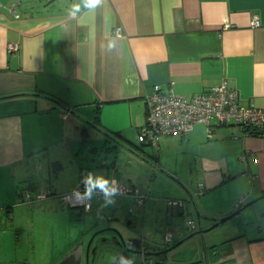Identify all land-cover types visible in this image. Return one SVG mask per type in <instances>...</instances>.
I'll use <instances>...</instances> for the list:
<instances>
[{
	"label": "crops",
	"instance_id": "crops-1",
	"mask_svg": "<svg viewBox=\"0 0 264 264\" xmlns=\"http://www.w3.org/2000/svg\"><path fill=\"white\" fill-rule=\"evenodd\" d=\"M14 1L0 0V223L3 214L7 218L27 202L35 210L69 205L63 196L82 185L64 191L52 175H60L64 161L76 160L83 148L90 154L98 150L77 133L81 122L94 120L115 136V147L133 145L146 153L141 147L148 145L157 161L177 150L188 156L190 170L196 167L200 182L187 194L199 227L187 216L195 227L184 223L186 228L174 231L177 245L161 264H264L263 131L245 134L222 125L209 137L198 123L187 136L163 135L158 148L138 141L147 120L146 98L155 86L190 97L226 82L243 105L264 109V0H105L77 20L67 17L72 0H32L28 10L24 0ZM255 16L259 25L253 28ZM117 31V48L109 52L107 41ZM10 44L17 49L9 50ZM104 165L107 176L140 191ZM180 200H168L167 207L185 216L191 208ZM173 201L179 202L174 209ZM108 241L115 245L109 249L121 248L116 236ZM2 242L0 235V264H10ZM97 242L89 264L97 259ZM71 245L51 253L49 264L77 249ZM162 245L131 240L126 250L159 252Z\"/></svg>",
	"mask_w": 264,
	"mask_h": 264
},
{
	"label": "rangeland",
	"instance_id": "rangeland-1",
	"mask_svg": "<svg viewBox=\"0 0 264 264\" xmlns=\"http://www.w3.org/2000/svg\"><path fill=\"white\" fill-rule=\"evenodd\" d=\"M18 1L21 0L14 2ZM30 1L32 0L22 1L27 5V10L30 8H28ZM37 8L36 5L34 9ZM80 125L81 128L77 131L81 135L80 139L82 140V134H86L84 137L89 138L88 145L97 144L98 150L90 154L89 149L85 147L82 149L83 152L76 154V160L70 157L72 158L70 161L67 157L63 168L57 170L61 174L52 175V183L59 184L61 190L69 191L71 187L80 183L78 179L81 173L96 171L106 175L107 169L103 170L100 166L107 162L108 165L104 166L109 168L111 176L117 172L119 180H131L143 192L146 196L145 207L135 203L134 198L129 196L117 197L116 204L109 208H101V201L94 200L92 211L89 213L82 211V215L80 209L66 205H60L58 209L41 205L40 209L35 210L34 202H27L25 206L21 204L10 212L9 217L6 218L4 214L1 216L3 256L12 261L10 264H49L51 253L56 254L65 250L68 243L75 244L71 245L73 250L82 246L83 241L85 250L91 238L93 245L98 241L100 246L93 264H111L112 259L120 253L119 249L107 247L110 245L115 247L108 241L111 236H116L118 243H122L119 238L121 236L127 244L131 240H144L154 245H162L165 243L166 232L174 233L176 229L186 228L184 218L187 216L192 217L198 225V210L193 204H187L191 211L189 213L185 210V216L171 214V209L167 207L168 200L188 198L189 190L200 182L196 167L190 170L188 156H183L181 152L175 150L173 153H163L164 156H160V160L157 161L148 155L157 156V151L153 147H141L146 153L135 149L133 145H129L127 149L115 147L117 146L115 136L105 131L97 121L81 122ZM97 137L99 143H96ZM113 162L116 170L111 168ZM208 205L209 203L206 204ZM187 231L190 233L192 229ZM105 237L107 241L102 240ZM65 254L56 259L58 264L67 256Z\"/></svg>",
	"mask_w": 264,
	"mask_h": 264
},
{
	"label": "built area",
	"instance_id": "built-area-1",
	"mask_svg": "<svg viewBox=\"0 0 264 264\" xmlns=\"http://www.w3.org/2000/svg\"><path fill=\"white\" fill-rule=\"evenodd\" d=\"M1 6V5H0ZM259 25L255 16L251 21V27ZM17 45L10 44L9 50L14 51ZM147 120L141 128L138 141L158 148L159 138L163 135L187 136L193 130L194 125L202 123L211 137L215 126L231 125L240 127L245 134L247 132L258 134L264 132V109L256 107L253 103L243 105L237 90L228 86L226 82L209 88L194 96H180L175 93L165 92L159 86L146 98ZM123 195H133L135 203L142 206L146 196L131 185H121ZM82 189V187H81ZM71 193V192H70ZM70 193L63 199L72 206H78L70 198ZM94 201V200H93ZM93 201L89 211L93 208ZM100 201V200H97ZM179 202H170L174 209ZM185 224L195 227L194 222L184 218ZM165 242L173 240V233L167 232ZM143 264H156L152 259L144 258Z\"/></svg>",
	"mask_w": 264,
	"mask_h": 264
},
{
	"label": "clouds",
	"instance_id": "clouds-1",
	"mask_svg": "<svg viewBox=\"0 0 264 264\" xmlns=\"http://www.w3.org/2000/svg\"><path fill=\"white\" fill-rule=\"evenodd\" d=\"M104 2L105 0H72L67 10V17L70 20H77L85 13H94L103 6ZM61 27L67 28V24L61 22ZM119 39V31H117V34L107 41L106 48L109 52L117 48ZM80 185H82V189L80 187L74 189L70 193V198L86 210L90 208L93 200H100L101 208L114 206L117 202V197L124 194L120 183L115 178L109 177L102 172L88 171L83 173ZM113 259L115 264H135L133 256L121 254L118 260L116 258Z\"/></svg>",
	"mask_w": 264,
	"mask_h": 264
},
{
	"label": "water",
	"instance_id": "water-1",
	"mask_svg": "<svg viewBox=\"0 0 264 264\" xmlns=\"http://www.w3.org/2000/svg\"><path fill=\"white\" fill-rule=\"evenodd\" d=\"M147 147H148V145H147ZM187 200H189L190 202L192 201L191 200V197H190V195L188 194V198H186V199H182V200H180V202H181V205H184L185 203H190V202H188ZM258 199H256V200H253V201H251L250 203H248V204H245V205H243L241 208H239L238 210H237V212H235L234 214H230V215H228L227 217H224V218H220V219H218V221L219 222H224V221H226L228 218H230L231 216H233V215H235V214H238V212H240V210L241 209H243V208H246V207H248V206H250V204H252V203H254V202H256ZM73 208H81V206L80 205H78V206H72ZM119 238H120V240L122 241V245H125L126 246V241H124L122 238H121V236H119ZM92 240H93V238H91V240L89 241V244L85 247V251H84V254H83V246H80V247H78L77 249H75L74 251H71V253H69V254H67V256L59 263V264H72V261H73V259H75V256L77 255V264H83V261H84V264H89V250H90V248H91V246H92ZM157 253V252H156Z\"/></svg>",
	"mask_w": 264,
	"mask_h": 264
},
{
	"label": "trees",
	"instance_id": "trees-1",
	"mask_svg": "<svg viewBox=\"0 0 264 264\" xmlns=\"http://www.w3.org/2000/svg\"><path fill=\"white\" fill-rule=\"evenodd\" d=\"M134 198V197H133ZM145 202V201H144ZM144 205V204H143ZM143 205H142V207H143ZM68 206H71L72 207V205H68ZM73 208V207H72ZM78 209H80L79 210V212H80V215H81V213H82V211H84V212H89V211H85L84 210V208H83V206H81V208H78ZM93 209V208H92ZM174 240V239H173ZM172 240V241H173ZM170 242L171 241H167L166 243H165V247H163V249L162 250H160L159 252H157V251H154V249H151V251H149L148 250V248L146 247H144V249L145 250H143V251H145V255H147L146 257H145V259L146 260H149V259H152L156 264H161V261L163 260V258H164V256L166 255V253L168 252V249L169 248H172V247H174L175 245H177V242H174V243H172V244H170ZM122 244V243H121ZM127 244V243H126ZM170 244V245H169ZM169 245V246H168ZM168 247V248H167ZM129 247H127V246H125V245H122L121 246V248L119 249L120 250V253L117 255V257H116V259L118 260V257H119V255H121V254H123V255H125V256H133L134 258H135V264H143L142 263V261H141V257H139L140 256V252H138V251H133L134 253L133 254H130L126 249H128ZM131 249V248H130ZM157 252V253H156ZM111 264H115V261L113 260L112 261V263Z\"/></svg>",
	"mask_w": 264,
	"mask_h": 264
},
{
	"label": "flooded vegetation",
	"instance_id": "flooded-vegetation-1",
	"mask_svg": "<svg viewBox=\"0 0 264 264\" xmlns=\"http://www.w3.org/2000/svg\"><path fill=\"white\" fill-rule=\"evenodd\" d=\"M121 246H122V244H121ZM141 248H142L141 246L140 247L137 246L136 248L135 247H132L131 250L140 252V255H142V258L144 260V258L146 257V255H145V251H143ZM76 257H77V255L75 256V260L76 261H74V259H73V264H77V258ZM84 261H83V264H84ZM142 263H143V261H142Z\"/></svg>",
	"mask_w": 264,
	"mask_h": 264
}]
</instances>
